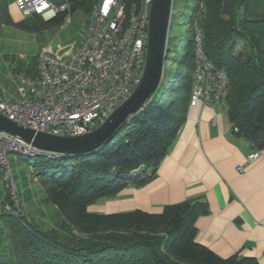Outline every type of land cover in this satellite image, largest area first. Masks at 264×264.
Here are the masks:
<instances>
[{
	"label": "trees",
	"instance_id": "obj_1",
	"mask_svg": "<svg viewBox=\"0 0 264 264\" xmlns=\"http://www.w3.org/2000/svg\"><path fill=\"white\" fill-rule=\"evenodd\" d=\"M70 11L44 21L39 16L15 22L9 0H0V25L38 34L62 27L78 12L87 18L98 0H64ZM63 1V2H64ZM128 9L141 0H122ZM195 24L202 33V51L229 78L225 97L235 136L254 151L264 150V0H197ZM196 44L191 42L188 66L195 71ZM172 60V41L170 44ZM33 59L30 77L37 76ZM168 69V68H167ZM29 76V75H28ZM168 72L164 84L166 89ZM193 76L172 89L169 99L156 96L130 116L98 150L75 156H26L31 177L43 186L46 202L61 217L49 229L14 205L8 188L0 194V264H259L253 257L221 258L196 241V220L208 206L198 199L167 205L160 214L143 210L101 214L89 208L116 198L129 187L151 182L176 140L190 106ZM4 260H8L4 262Z\"/></svg>",
	"mask_w": 264,
	"mask_h": 264
},
{
	"label": "built area",
	"instance_id": "obj_2",
	"mask_svg": "<svg viewBox=\"0 0 264 264\" xmlns=\"http://www.w3.org/2000/svg\"><path fill=\"white\" fill-rule=\"evenodd\" d=\"M25 16L48 22L70 11L64 0H12ZM64 1V2H63ZM152 0H141L129 9L122 0H98L87 20L85 38L67 48L45 47L36 54L37 76L14 74L18 98L0 93V114L36 132L57 137H79L102 125L140 85L147 56L148 25ZM173 0L166 38L163 80L171 64L172 25L176 17ZM68 16V23L70 22ZM196 26V68L190 101L212 106L223 102L229 88L227 73L216 68L203 54L202 33ZM56 157L0 131V186L11 192L15 186L10 155ZM260 156L253 151L247 164ZM241 167L238 172L243 173ZM34 180H37L34 178ZM14 205L5 210L23 215L13 194Z\"/></svg>",
	"mask_w": 264,
	"mask_h": 264
},
{
	"label": "crops",
	"instance_id": "obj_3",
	"mask_svg": "<svg viewBox=\"0 0 264 264\" xmlns=\"http://www.w3.org/2000/svg\"><path fill=\"white\" fill-rule=\"evenodd\" d=\"M13 10L18 11L9 0L10 15ZM12 19L18 22L23 17ZM3 27L9 26L0 25V93L15 100L18 82L14 74L32 76L33 59L44 47L18 49L8 42L9 52L4 54ZM10 51L14 54L10 55ZM253 151L246 139L234 135L225 98L212 106H189L185 122L155 178L143 187L125 189L112 203L100 206L99 211L112 214L143 210L160 214L167 205L200 199L208 206V212L196 220V241L221 258L239 255L256 258L259 264H264V150L248 165L247 158ZM15 166L14 180L23 183L19 196L30 205L32 192L26 181L31 171L18 168L17 161ZM239 167L243 173L238 172ZM6 187L1 185L2 193ZM38 216L41 215L37 213Z\"/></svg>",
	"mask_w": 264,
	"mask_h": 264
},
{
	"label": "rangeland",
	"instance_id": "obj_4",
	"mask_svg": "<svg viewBox=\"0 0 264 264\" xmlns=\"http://www.w3.org/2000/svg\"><path fill=\"white\" fill-rule=\"evenodd\" d=\"M174 8L176 17L174 18L172 25V60L167 69L169 81L166 89L156 94V98L158 99L163 96H165V99H169L170 96L173 95V88L179 87L188 76L194 75V71L188 66V56L191 52V42L195 41L196 36L195 21L197 20L198 14V2L197 0H177ZM18 11H11L12 17H23L24 19L25 16ZM69 18L70 22L68 23L66 20L62 27L53 28L38 34H30L10 27H3V53L7 54L9 52L7 48L8 42H13L18 49L24 47L27 49L30 48L31 50H33V48L34 50H40V47L45 48L48 46H52L54 50H58L59 47L67 48L75 42H80L85 38L88 18L80 12ZM9 54H14V52L10 51ZM24 159L26 158L22 155L13 154L9 156L13 173L14 168L16 167V161L18 162V168L23 167L25 170L28 169ZM26 184L28 189L32 192L30 198L32 204L28 205L25 203L26 200L24 197H18L19 201L21 199L24 201L23 203L26 204L24 213L28 214L31 219L40 218L38 223L46 229L58 224L61 217L56 207L46 202V196L43 193L42 184L38 180H33L31 176L30 179L26 181ZM22 185L23 183L21 184L20 181H15V186L12 187L11 192L17 196V190L22 191ZM0 194L2 195L1 190ZM1 200L2 196H0V201ZM114 200L115 198L101 200L96 205L91 206L89 210L91 212L108 214L106 210L99 211L100 206L106 207V203H110ZM37 213L41 216L36 217ZM6 261L8 260H4V262Z\"/></svg>",
	"mask_w": 264,
	"mask_h": 264
},
{
	"label": "water",
	"instance_id": "obj_5",
	"mask_svg": "<svg viewBox=\"0 0 264 264\" xmlns=\"http://www.w3.org/2000/svg\"><path fill=\"white\" fill-rule=\"evenodd\" d=\"M172 2L173 0H152L142 81L133 95L97 129L79 137H57L26 129L0 114V131L45 154L75 156L101 148L130 116L141 111L159 92L163 80Z\"/></svg>",
	"mask_w": 264,
	"mask_h": 264
}]
</instances>
